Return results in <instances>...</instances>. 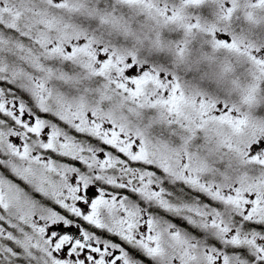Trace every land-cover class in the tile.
Instances as JSON below:
<instances>
[{
  "label": "snow or ice",
  "instance_id": "snow-or-ice-1",
  "mask_svg": "<svg viewBox=\"0 0 264 264\" xmlns=\"http://www.w3.org/2000/svg\"><path fill=\"white\" fill-rule=\"evenodd\" d=\"M0 264H264V0H0Z\"/></svg>",
  "mask_w": 264,
  "mask_h": 264
}]
</instances>
